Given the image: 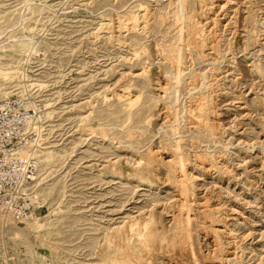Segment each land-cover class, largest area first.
<instances>
[{"label": "rangeland", "instance_id": "rangeland-1", "mask_svg": "<svg viewBox=\"0 0 264 264\" xmlns=\"http://www.w3.org/2000/svg\"><path fill=\"white\" fill-rule=\"evenodd\" d=\"M176 5L0 0L5 85L26 72L45 128L15 264H264V0Z\"/></svg>", "mask_w": 264, "mask_h": 264}, {"label": "built area", "instance_id": "built-area-1", "mask_svg": "<svg viewBox=\"0 0 264 264\" xmlns=\"http://www.w3.org/2000/svg\"><path fill=\"white\" fill-rule=\"evenodd\" d=\"M41 104L31 98L0 93V212L21 224L36 206L31 187L38 169L35 156L20 149L39 137L40 123L30 125L34 108ZM10 251L0 247V264H14Z\"/></svg>", "mask_w": 264, "mask_h": 264}, {"label": "bare ground", "instance_id": "bare-ground-1", "mask_svg": "<svg viewBox=\"0 0 264 264\" xmlns=\"http://www.w3.org/2000/svg\"><path fill=\"white\" fill-rule=\"evenodd\" d=\"M170 4V3H169ZM177 4V3H176ZM28 5V4H27ZM172 5V4H171ZM173 6V5H172ZM172 8V7H171ZM171 10V9H170ZM174 11H173V15H174V17L175 16H178V15H181L182 16V11H183V8H182V0H178V5H176L175 6V8L173 9ZM184 12V11H183ZM184 16V15H183ZM185 17V16H184ZM132 18V20L133 21H136L137 19H138V16L137 15H134L133 17H131ZM20 20V19H19ZM139 20V19H138ZM176 20H179V19H176ZM175 20V21H176ZM181 22H182V20H181ZM181 26V25H180ZM2 31L0 30V43H1V41H2ZM201 47V46H200ZM3 50V49H2ZM36 51H37V47L36 46H28V53H26V56L28 57V55L29 54H34V53H36ZM25 61H28V59L26 58L25 59ZM178 63V62H177ZM178 68V67H177ZM178 72V71H177ZM14 72H12V71H9L8 69H5V68H3V69H0V93H1V95H3V96H10V95H12L10 92H12L11 91V87H6V82H8L9 80H11V79H13V77L11 78V79H8L9 77H10V74H13ZM17 73H19V72H17ZM181 73V72H180ZM180 73H178L179 75H180ZM177 74V73H176ZM27 74H26V72H22V77L20 76V73H19V76L21 77V79H20V82H22V89H21V91L19 92V93H21L20 95H17V96H19V97H25V96H27V97H29L30 98V96H29V92H30V88L29 87H27V84H26V80H27V78L25 77ZM169 80V79H168ZM177 80V79H176ZM10 88V89H9ZM140 96V95H139ZM198 102V101H197ZM196 103V102H195ZM35 104V103H34ZM47 107V106H46ZM36 109H37V107H35ZM35 108H34V110H35ZM38 115H41V114H39L38 112L36 113L35 112V114L31 117V119H30V125H35V123H37V122H39L40 123V127H41V129L39 130L40 132H39V137H38V139L33 143V144H23L22 146H21V150H22V152L23 153H25V154H30L31 153V155H33V156H35L36 158H37V160H38V169H37V173H36V176H35V178H34V180H33V185H32V187H31V198H32V200H33V202L35 201V203H36V206L34 207V209L32 210V212H31V215L29 216V218H27L26 220H24L21 224H26V223H28L29 221H31L32 219H35V217H36V212H37V207H39L40 205H41V200L39 199V198H36V195H35V192L37 191V185H38V177H39V170H40V165H41V161H40V153H44L45 152V149H46V147L44 146H42V144L39 142L40 141V138L44 135V127H43V125H44V122L42 121V115H41V119H39V120H37L38 118H37V116ZM46 115V114H45ZM204 121V120H203ZM206 121V120H205ZM104 138V137H103ZM43 140V139H42ZM47 153V152H46ZM45 153V154H46ZM45 154H44V156H45ZM48 154V153H47ZM148 159V158H147ZM183 174V173H182ZM181 189H182V192H184V185H183V187H181ZM186 191V190H185ZM186 193V192H185ZM184 194V193H183ZM188 194H185V196H187ZM185 197H183V199H184ZM188 198V197H187ZM185 200V199H184ZM184 202V201H183ZM188 202V201H187ZM185 203V202H184ZM184 203H182V206H184ZM188 204V203H187ZM179 205V204H178ZM186 205V204H185ZM187 214V213H186ZM185 218V217H184ZM176 219V218H175ZM189 219V218H188ZM206 219V218H205ZM180 221V220H179ZM178 221V222H179ZM0 224H2L3 226H5V225H7V224H16L17 225V223L10 217V215H8V214H5V213H2V212H0ZM180 224L181 223H179V227H181L180 226ZM187 224V223H186ZM198 224V223H197ZM183 225V224H182ZM141 226V225H140ZM143 226H145V225H143ZM183 227V226H182ZM188 227V226H187ZM146 228V227H145ZM178 228V227H177ZM185 228V227H184ZM134 229V228H133ZM152 229H154V227L152 228ZM184 230V229H183ZM186 230H188L187 228H186ZM185 230V231H186ZM148 231V230H147ZM150 231V230H149ZM152 231V230H151ZM150 231V232H151ZM117 232V231H116ZM123 232V231H122ZM139 232V231H138ZM137 232V233H138ZM141 232V231H140ZM142 233V232H141ZM187 233V235H188V232H186ZM146 234H147V232H146ZM153 234H154V236H155V233H154V231H153ZM153 234H152V232H151V235H152V237H154L153 236ZM118 235H120V234H118ZM142 235H144L143 233H142ZM150 234L149 235H147V236H151ZM117 236V235H116ZM122 236H123V234H122ZM146 236V237H147ZM157 236H158V234H157ZM189 236V235H188ZM190 237V236H189ZM189 237H188V239H189ZM116 238V237H115ZM118 238H120V237H118ZM151 238V237H150ZM149 238V239H150ZM148 239V240H149ZM167 240V239H166ZM118 241V240H117ZM116 241V242H117ZM188 241H190V240H188ZM182 242V241H181ZM192 242V241H191ZM190 243V242H189ZM119 244V243H118ZM187 245V244H186ZM151 246V245H150ZM182 246V245H181ZM181 246H179V247H181ZM188 246V245H187ZM186 246V247H187ZM0 247H2L3 249H5V250H8L7 249V247L5 248L4 246H3V244L2 243H0ZM183 250V249H182ZM9 251V250H8ZM180 251V250H179ZM194 251V250H193ZM128 252V251H127ZM127 252H125V253H127ZM179 253V252H178ZM181 253V252H180ZM150 254H151V252H150ZM184 254V253H183ZM129 255V254H128ZM149 255V254H148ZM177 255V254H176ZM191 256V255H190ZM193 256V255H192ZM12 258V260L14 261V259H13V257H11ZM191 258V257H190ZM179 261V260H178ZM154 262V261H153ZM188 262V261H187ZM141 263V262H140ZM190 263V262H189ZM14 264H15V261H14ZM135 264V263H134Z\"/></svg>", "mask_w": 264, "mask_h": 264}]
</instances>
